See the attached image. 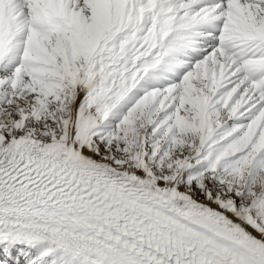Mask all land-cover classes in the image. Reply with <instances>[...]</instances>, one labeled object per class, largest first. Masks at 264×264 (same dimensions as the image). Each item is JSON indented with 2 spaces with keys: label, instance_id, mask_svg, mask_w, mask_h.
Wrapping results in <instances>:
<instances>
[{
  "label": "snow or ice",
  "instance_id": "1",
  "mask_svg": "<svg viewBox=\"0 0 264 264\" xmlns=\"http://www.w3.org/2000/svg\"><path fill=\"white\" fill-rule=\"evenodd\" d=\"M0 264H264V0H0Z\"/></svg>",
  "mask_w": 264,
  "mask_h": 264
}]
</instances>
